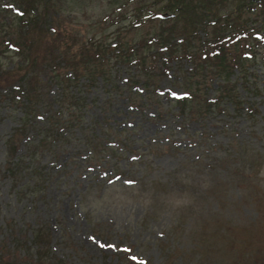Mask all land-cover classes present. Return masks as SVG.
<instances>
[{"label": "rangeland", "instance_id": "obj_1", "mask_svg": "<svg viewBox=\"0 0 264 264\" xmlns=\"http://www.w3.org/2000/svg\"><path fill=\"white\" fill-rule=\"evenodd\" d=\"M2 3L0 71H12L24 56L5 43L15 16ZM57 3L64 52L112 42L109 0ZM11 36L23 40L16 27ZM258 53L240 81L238 69L231 77L238 102L220 98L221 65L199 59L171 61L137 83L127 79L134 69L109 62L112 83L91 90L88 70L74 88L89 100L80 119L87 130L56 126L45 153L27 147L41 125L24 126L21 93L0 89V264H264V47ZM205 99L229 108L207 111ZM40 223L52 233L47 255L26 256Z\"/></svg>", "mask_w": 264, "mask_h": 264}, {"label": "trees", "instance_id": "obj_2", "mask_svg": "<svg viewBox=\"0 0 264 264\" xmlns=\"http://www.w3.org/2000/svg\"><path fill=\"white\" fill-rule=\"evenodd\" d=\"M57 1L3 0L2 3L4 9L15 16L3 29L7 35L5 43L11 44L10 51L24 59L12 71H0V89L10 88L11 84L18 86L15 90L24 98L19 102L27 116L30 115L24 125H41L38 136L28 141V147H36L43 153L47 150L44 141L53 138L56 126L71 132L81 125L80 119L89 100L82 103L74 88L88 70L85 87L90 86L91 90L92 84L106 88L112 83L107 77L117 73L109 68V62H116V71L120 73L121 65L134 69V74L130 71L127 79L137 83L158 71L170 69L171 61L199 59L201 62L196 66L221 65L228 84L216 88L221 93L220 98L223 102H238L234 94L237 86L233 88L230 84L235 69L240 71L237 79L240 81V76L247 73V64L263 58L258 50L264 47V19L260 21V17H264V0H109L112 10L103 19L115 16L110 23V28L117 27L113 30L112 42L94 38L90 40L93 48L79 55L62 49L63 32L59 24L63 9L58 7ZM15 27L23 38L17 41L19 44L11 36ZM137 29L143 32L138 37L134 33ZM82 64L88 65L83 67ZM149 80L146 85L151 83ZM54 85L57 90L52 92ZM246 87L249 86L246 84ZM204 101L207 111L217 107L225 112L229 108L224 103L216 106L208 99ZM236 104L237 110H241V103ZM19 161L17 164L22 160ZM45 226L40 223L33 227V239L24 245L28 251L26 256L47 255L45 246L50 243L52 233L49 227L44 229Z\"/></svg>", "mask_w": 264, "mask_h": 264}, {"label": "snow or ice", "instance_id": "obj_3", "mask_svg": "<svg viewBox=\"0 0 264 264\" xmlns=\"http://www.w3.org/2000/svg\"><path fill=\"white\" fill-rule=\"evenodd\" d=\"M134 181H129V183H133ZM93 239H95V238H93ZM111 247H115V245H112ZM126 250H128V249H126ZM132 259H137L136 257H133Z\"/></svg>", "mask_w": 264, "mask_h": 264}]
</instances>
